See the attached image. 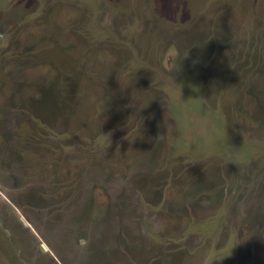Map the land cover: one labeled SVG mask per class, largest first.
<instances>
[{
	"label": "rangeland",
	"instance_id": "obj_1",
	"mask_svg": "<svg viewBox=\"0 0 264 264\" xmlns=\"http://www.w3.org/2000/svg\"><path fill=\"white\" fill-rule=\"evenodd\" d=\"M0 264H264V0H0Z\"/></svg>",
	"mask_w": 264,
	"mask_h": 264
},
{
	"label": "water",
	"instance_id": "obj_2",
	"mask_svg": "<svg viewBox=\"0 0 264 264\" xmlns=\"http://www.w3.org/2000/svg\"><path fill=\"white\" fill-rule=\"evenodd\" d=\"M23 220L25 221V222H27V220L25 219V217H23ZM43 246L47 249L48 247H47V245H46V243H43Z\"/></svg>",
	"mask_w": 264,
	"mask_h": 264
},
{
	"label": "bare ground",
	"instance_id": "obj_3",
	"mask_svg": "<svg viewBox=\"0 0 264 264\" xmlns=\"http://www.w3.org/2000/svg\"><path fill=\"white\" fill-rule=\"evenodd\" d=\"M26 219V218H25Z\"/></svg>",
	"mask_w": 264,
	"mask_h": 264
}]
</instances>
